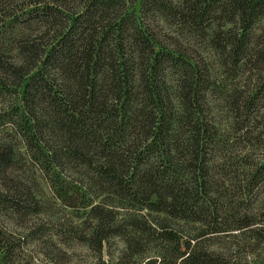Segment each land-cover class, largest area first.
<instances>
[{"label": "trees", "instance_id": "16d2710c", "mask_svg": "<svg viewBox=\"0 0 264 264\" xmlns=\"http://www.w3.org/2000/svg\"><path fill=\"white\" fill-rule=\"evenodd\" d=\"M0 99V264L264 244V0H0Z\"/></svg>", "mask_w": 264, "mask_h": 264}, {"label": "rangeland", "instance_id": "374dc122", "mask_svg": "<svg viewBox=\"0 0 264 264\" xmlns=\"http://www.w3.org/2000/svg\"><path fill=\"white\" fill-rule=\"evenodd\" d=\"M171 31V30H169ZM212 58V56H210ZM216 66L217 70V77L222 82V87L225 89L228 85L224 81V79L220 77V67ZM224 81V82H223ZM2 100L0 99V106L2 105ZM42 183V189L44 191V194L46 195V198L44 201L47 202V208H48V214L45 215V218L48 219L50 217V220L61 223L59 219H61V216H59V206L53 207L54 201L51 199V194L49 189H46V185ZM49 198V199H48ZM51 211V214H49ZM68 218L73 219L76 223H79V219L76 218L78 216H82L80 213L78 215L73 212L69 211L67 213ZM75 216V217H73ZM66 221V219L64 220ZM116 244L113 245L112 249L110 250V253H112L114 256L119 255V251L121 250V243L116 242ZM63 249V254H61V262L59 263H51L44 261V264H95L96 259L95 255L85 246H82L77 243H70L68 245H62L61 247ZM214 249H219L226 253L229 256V260H231V264H264V244L259 243L257 240L253 238V236L250 233H245V235H239L238 237H226L222 239H218L215 241ZM39 252V248L33 246L29 248V253L31 255H37ZM109 254V252H108ZM156 252L153 250L152 252H149L147 254V258H151L156 256ZM111 258V255H106V259L109 260ZM146 264V263H142Z\"/></svg>", "mask_w": 264, "mask_h": 264}]
</instances>
